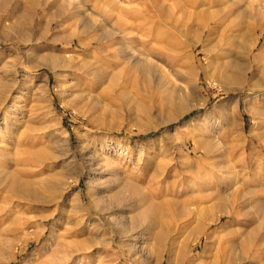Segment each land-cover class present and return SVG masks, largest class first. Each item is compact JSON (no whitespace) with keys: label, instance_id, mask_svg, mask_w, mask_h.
Listing matches in <instances>:
<instances>
[{"label":"rangeland","instance_id":"374dc122","mask_svg":"<svg viewBox=\"0 0 264 264\" xmlns=\"http://www.w3.org/2000/svg\"><path fill=\"white\" fill-rule=\"evenodd\" d=\"M28 2L0 0V264L264 242V0Z\"/></svg>","mask_w":264,"mask_h":264},{"label":"bare ground","instance_id":"6f19581e","mask_svg":"<svg viewBox=\"0 0 264 264\" xmlns=\"http://www.w3.org/2000/svg\"><path fill=\"white\" fill-rule=\"evenodd\" d=\"M16 1V0H15ZM19 1V0H18ZM35 0H33L34 2ZM26 2V1H25ZM37 2V1H36ZM27 3L28 0H27ZM32 3V2H30ZM140 5H143L144 8H136L133 10H128V13H135L137 15V17L143 18L145 22L149 21L150 19L148 18V8L146 6V4L144 3V0H139ZM36 5V3H33ZM130 4V3H129ZM32 5V4H31ZM38 5V4H37ZM142 6V7H143ZM26 7V6H24ZM32 7V6H31ZM33 8V7H32ZM120 9V8H119ZM11 10V9H10ZM25 10L27 11V9L25 8ZM31 11V10H30ZM33 13V10H32ZM31 14V13H30ZM17 15V14H16ZM29 16V15H28ZM32 16V15H30ZM20 20V19H19ZM24 20V19H23ZM21 21V20H20ZM19 21V22H20ZM142 21V20H141ZM24 25V24H23ZM134 25V24H133ZM137 25V24H136ZM137 31L140 34V37H151L152 36V31L151 28L145 26V24H138L136 26ZM123 31V30H121ZM134 40V39H133ZM86 44V43H85ZM110 47V46H109ZM151 51V48L149 49ZM108 51V50H107ZM244 51H248V49H244ZM109 52H111L109 50ZM135 53V52H134ZM112 54V52H111ZM149 54V53H148ZM147 55V53H146ZM149 56V55H148ZM147 56V61L150 60V56ZM105 65L107 68L110 67L111 61L108 58V56L105 57ZM103 60V61H104ZM146 63V62H145ZM88 65V64H87ZM144 66V65H143ZM144 68V67H143ZM152 68L150 66V64H147L145 66V68L143 69L142 72H151ZM245 70V69H244ZM102 71V70H101ZM106 71V69H105ZM96 73V72H95ZM98 73V72H97ZM100 73V72H99ZM166 73V72H165ZM88 74V73H87ZM167 74V73H166ZM94 75V74H93ZM91 77V76H90ZM92 78V77H91ZM99 79V78H98ZM94 80V79H93ZM166 82H168L166 80ZM170 82V81H169ZM172 82V81H171ZM164 84V82H163ZM167 84V83H165ZM165 84L163 86H165ZM166 87V86H165ZM170 95V94H169ZM172 95V94H171ZM170 98L171 96L167 97V99ZM258 179V178H256ZM262 179V178H261ZM246 190V189H245ZM253 191V190H252ZM245 192V191H244ZM254 192V191H253ZM252 192V193H253ZM258 192V191H257ZM251 194V193H248ZM253 195V194H252ZM230 196V195H229ZM14 197V195H13ZM245 197V196H244ZM252 197V196H251ZM250 198V196L248 197ZM260 200V199H258ZM261 204V203H260ZM220 208V206H219ZM220 211H223V207L220 208ZM227 212V211H226ZM224 213V211H223ZM258 231H254L253 233H248L247 235H245L246 237L244 238V240L241 242V244L239 245L240 247V251L239 253H234V248L236 245H234L233 241H234V236L232 234H226V235H222L219 238V243H218V259L221 258V261H224V264H242L244 262H246L247 264H254L256 262L255 260V256L260 260L262 258V253L264 251V242H259L256 235H257ZM234 234V233H233ZM260 239V238H259ZM237 254V255H236ZM253 254H255V256L253 257ZM183 257V256H182ZM263 260V259H262ZM215 261V260H214ZM219 262V260H218Z\"/></svg>","mask_w":264,"mask_h":264}]
</instances>
